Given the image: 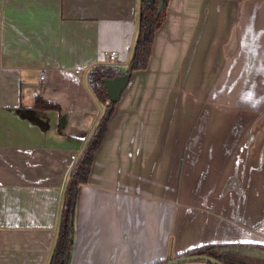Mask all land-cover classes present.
Wrapping results in <instances>:
<instances>
[{
    "label": "crops",
    "instance_id": "crops-1",
    "mask_svg": "<svg viewBox=\"0 0 264 264\" xmlns=\"http://www.w3.org/2000/svg\"><path fill=\"white\" fill-rule=\"evenodd\" d=\"M141 8L0 0V264H49L72 157L105 111L88 72L111 66V51L127 68ZM75 228L71 264L264 241V0L169 1L80 188Z\"/></svg>",
    "mask_w": 264,
    "mask_h": 264
},
{
    "label": "trees",
    "instance_id": "trees-1",
    "mask_svg": "<svg viewBox=\"0 0 264 264\" xmlns=\"http://www.w3.org/2000/svg\"><path fill=\"white\" fill-rule=\"evenodd\" d=\"M169 1H165L161 13L158 14L159 0H143L138 24V37L132 48L129 64L125 70L114 66L97 65L88 72L87 80L91 91L96 99L105 106V111L72 167L70 180L64 191L61 221L49 264H70L71 261L79 188L81 185L88 183L95 153L105 139L108 123L115 107V103L109 102L104 80L114 78L124 72L132 73L148 68L155 43V35L165 22ZM34 108L61 111L59 105L44 101L42 98L36 99ZM108 108L113 109L109 117L106 116ZM190 254L212 257L223 264H264V245L260 244H209L188 251L182 256ZM170 260L166 259L157 264H168ZM206 264L213 263L208 262Z\"/></svg>",
    "mask_w": 264,
    "mask_h": 264
},
{
    "label": "water",
    "instance_id": "water-1",
    "mask_svg": "<svg viewBox=\"0 0 264 264\" xmlns=\"http://www.w3.org/2000/svg\"><path fill=\"white\" fill-rule=\"evenodd\" d=\"M165 1L166 0H159L158 14L161 13L162 8H163V6L165 4ZM142 5H143V0H142ZM141 11H142V8H141ZM140 15H141V13H140ZM121 70H123V69H121ZM137 71H142V70H137ZM135 72L136 71H134L132 73L124 72L123 74L118 75V76H116L114 78L105 79L104 80L105 87H106L107 94H108V98H109V102L115 103V107H114L113 113H112V110H113L112 108H108L107 111H106V116L107 117H109L111 115V113H112V115H111V118H110L109 123H108V131H107V134L105 136V139H104L103 143L105 142V140L107 138V135H108V132H109V124H110V122H111V120L113 118V115L115 113V108H116L117 104L119 103V101L121 100L124 92L130 86L132 78H133V74ZM103 143H102V145H103ZM102 145L99 147V149L102 147ZM99 149L97 150V152L99 151ZM97 152L95 153L94 160H95ZM92 167H93V165H92ZM91 170H92V168H91ZM90 174H91V172H90ZM89 178H90V176H89ZM88 182H89V180H88ZM83 185H86V184H83ZM83 185H81V186H83ZM81 186H80V188H81ZM80 188H79V191H80ZM78 199H79V195H78ZM77 204H78V202H77ZM76 210H77V207H76ZM75 217H76V213H75ZM75 230H76V228H75ZM229 243H246V244H260V245H264V241L263 242L207 243V244H203V245H200V246H197V247H193V248L189 249L188 251H191L193 249L199 248L201 246L209 245V244H229ZM74 245H75V236H74V244H73V246L71 248V260H72V250H73ZM188 251H186V252H188ZM186 252H184L182 254H179V255H176V256H171L170 255V256L166 257L165 259H162V260H160V261H158V262H156L154 264L160 263V262L166 260L167 258L171 259L172 257H174L175 259L174 260H170L168 264H187V263H192V262H199V263H202V264H206L208 262L213 263V264H223L220 261H218L217 259L210 258V257H201V256L183 257L182 255L185 254ZM70 264H71V261H70Z\"/></svg>",
    "mask_w": 264,
    "mask_h": 264
},
{
    "label": "built area",
    "instance_id": "built-area-1",
    "mask_svg": "<svg viewBox=\"0 0 264 264\" xmlns=\"http://www.w3.org/2000/svg\"><path fill=\"white\" fill-rule=\"evenodd\" d=\"M117 57H118V53L116 51H111L109 54H108V62L111 66H114L116 64V61H117ZM46 70H43L41 72V79L42 80H45L46 79ZM77 158L78 156H73L72 157V160H73V165L74 163L77 161Z\"/></svg>",
    "mask_w": 264,
    "mask_h": 264
},
{
    "label": "flooded vegetation",
    "instance_id": "flooded-vegetation-1",
    "mask_svg": "<svg viewBox=\"0 0 264 264\" xmlns=\"http://www.w3.org/2000/svg\"><path fill=\"white\" fill-rule=\"evenodd\" d=\"M191 256H201V255H193V254H190V255L183 256V257H191ZM201 257H206V256H201ZM210 258H212V257H210ZM174 259H175L174 257L171 258V260H174ZM167 260H168V258H167Z\"/></svg>",
    "mask_w": 264,
    "mask_h": 264
}]
</instances>
